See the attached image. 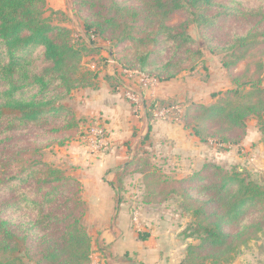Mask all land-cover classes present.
Returning a JSON list of instances; mask_svg holds the SVG:
<instances>
[{"label": "trees", "instance_id": "trees-1", "mask_svg": "<svg viewBox=\"0 0 264 264\" xmlns=\"http://www.w3.org/2000/svg\"><path fill=\"white\" fill-rule=\"evenodd\" d=\"M71 1L77 12L86 14L83 24L88 34L122 46L110 55L120 71L158 82L194 71L201 59L188 25L210 33L205 36L210 48L216 27L229 21L246 25L241 33L230 31L229 48L251 45L264 29V0H255L249 7L245 0ZM44 8L45 0H0V133L4 135L40 122L59 124L50 133L75 131L79 120L62 101L73 90L94 87L97 78L93 72H81L82 60L97 48L75 45L68 29L42 18ZM176 13L186 14V21L171 24ZM245 52H238L235 63ZM220 95H211L220 96L214 104L190 103L182 121L184 129L202 144L209 140L237 144L245 136L246 121L254 117L264 141V90L236 88ZM146 122L148 132L139 138V149L150 144L148 113ZM133 136L137 137L136 131ZM68 139L65 136L59 145ZM5 166L10 168L8 162ZM129 167L143 176L152 201L181 192L182 209L195 219L188 236L199 241L187 247L181 264L229 262L264 229V180L205 163L191 176L167 182L151 170L148 158L134 154L110 183L116 195L115 183L120 185ZM13 169L19 171L0 173V193L8 196L0 197V264H24L22 256L34 264H90L91 237L81 223L85 213L81 183L37 159ZM56 202V208L52 207ZM147 237L139 234L142 241Z\"/></svg>", "mask_w": 264, "mask_h": 264}, {"label": "rangeland", "instance_id": "rangeland-1", "mask_svg": "<svg viewBox=\"0 0 264 264\" xmlns=\"http://www.w3.org/2000/svg\"><path fill=\"white\" fill-rule=\"evenodd\" d=\"M132 1L137 3L135 0ZM245 3L248 7L253 6L255 0H245ZM85 16L86 14L77 12L71 0H45V8L42 15L44 20L52 26L68 29L71 33L72 42L75 45L83 44L89 48L92 46L97 48L95 53L85 57L81 63L82 73L93 72L98 78L95 79L94 87L91 89L97 88V83L98 85L102 83L103 87H109L110 92L113 94L118 92L123 93L122 95L125 101L131 105L127 98V93L133 92L128 90V86H131L130 82H133L140 89L143 85L142 79H133L131 74L134 72L131 71H115L117 70L116 68L114 69L116 65L111 60L110 55L112 53L115 55L118 48L122 46H115L114 41H105L95 34H88L83 24ZM186 19V14L176 13L169 22L178 25L185 22ZM220 26L214 30L213 35L216 36V39L212 42V49L205 39V36H210L209 32L204 34L195 24L187 26V32L196 41L197 46L202 52V57L197 60L194 71H185L178 76V80H182L183 84H188L193 89H199L201 94H209L206 97L198 99V101H210L208 105L214 104L221 96L220 94L235 90L236 88H240L245 92L251 91L252 88L264 90V29H261L257 33L254 39L255 42L251 45L243 48L239 46L229 48L228 35L230 31L235 30V32L241 33L246 29V25L243 27L241 22H234L232 24V21H229L225 26ZM90 41L93 42L92 45ZM245 50L244 57L235 63L236 59L241 55L238 52H244ZM224 63L230 65L228 70L224 68ZM117 68L120 67L118 66ZM143 77L145 80H149V82L157 81L146 76ZM138 81L140 83H136ZM80 90H73L62 101V104L70 108L74 112L75 118L79 120L78 127L75 131L69 130L50 133L49 130L57 127L59 124L53 122L45 124L40 122L33 126L21 127L17 130L10 131L8 135L0 133V169H3V171H0L1 174H14V172L19 170L13 168H19L20 166L23 168L27 167L30 162L37 159L51 167L60 169L65 176L71 177L68 172L74 168L75 164L67 161V149L65 147L78 142L80 145L90 148L88 150L91 151L94 148L92 131L99 123L96 118L81 117L71 107L73 100L76 98L74 95L81 92ZM212 94H219L220 96L212 98ZM192 102L191 98L186 97L183 101L175 99L165 103H149L150 111L148 114L150 121L155 120L154 113H156L157 119L163 118L166 121H177L182 124L185 110ZM151 105H155V108H151ZM162 109L166 110L163 116L159 115ZM244 133L245 136L237 144L222 145L218 144L215 140H209L207 143H203L206 147L204 160L188 168L185 165L179 166V171L177 170V166L156 161L158 157L153 158L151 156L153 152L149 153L145 148L139 149L137 146L134 149V144L130 142L128 143L130 145L127 144V147L128 149L132 147V150L127 152V154H131L129 159L134 154L138 158H148L151 170L161 176L163 180H168L167 182L185 179L205 163H212L227 171L234 168L238 172H241L243 176L261 182L264 180V141L259 131L256 118L252 117L246 121ZM65 136H69V139L62 145H59V141L64 139ZM6 162H8L10 167L7 170H5ZM1 164L4 165L1 166ZM181 167L184 168L182 169ZM133 168H128L127 174L122 176L120 185L115 183L119 192L117 199L120 203L127 205L130 214L133 212L138 213L136 214L137 218L140 215L139 217H141L142 222H145V216L151 220L148 216L153 218V215H155L153 221L146 220L147 225H154L175 239L172 243L175 247V262L180 261L179 264H181V261L186 256L187 247L199 244V241L194 237L188 236L195 219L192 214L182 209L183 198L180 197V191L169 193L165 198H162L164 195H161L157 201H152L148 198V185L144 181L143 176L134 172ZM187 169L189 172H187ZM81 188V198L85 205V213L81 218V223L91 237L92 250L93 235L91 236L89 231L91 229L85 223L88 207L83 196L82 184ZM167 190L169 189L167 188ZM0 197L3 199L8 196L6 193H0ZM57 203L52 204V207L56 208ZM139 207L140 210H137ZM145 228L148 229V227ZM91 231L94 234L95 230ZM261 253L262 255L264 253V229L258 234L257 239L250 241L245 246H241L229 262H221L220 264H261ZM22 258L24 264H34L32 260L27 259L25 256H22ZM205 264H210V261H207Z\"/></svg>", "mask_w": 264, "mask_h": 264}, {"label": "crops", "instance_id": "crops-1", "mask_svg": "<svg viewBox=\"0 0 264 264\" xmlns=\"http://www.w3.org/2000/svg\"><path fill=\"white\" fill-rule=\"evenodd\" d=\"M115 68L116 72H120V68ZM132 76L136 80L142 79L143 83L140 89L133 82L128 86V90L140 98L136 107L125 101L123 93L113 94L102 83H97L95 89L77 91L79 93L74 95L76 98L71 104L81 117L96 118L105 135L106 145L102 149L94 147L90 151L78 142L65 147L67 161L75 164V169L69 170L68 174L83 187L88 207L85 223L95 230L93 234L88 229L93 235L90 264H179L180 261L175 262V247L172 245L175 239L154 225L148 226L146 216L145 222H142L140 215L137 218L138 213L130 214L127 205L117 199L110 183L116 181L117 173L130 160L131 154L127 152L132 147L128 149L127 144L133 143L136 149L139 138L148 132L146 114L150 111L149 103L175 99L183 101L187 97L195 103L208 105L210 101L198 99L209 94H201L199 89L183 84L178 77L168 82H149L136 72ZM156 117L154 113L155 120L150 121V144L145 146L146 151L153 152V158L158 157L156 161L177 166L179 171V166L188 168L204 160L205 145L185 130L181 123ZM135 131L137 137L133 136ZM153 216H148L149 221L155 219ZM140 233L146 234L147 239L140 240ZM261 259L260 263L264 264V253H261Z\"/></svg>", "mask_w": 264, "mask_h": 264}, {"label": "built area", "instance_id": "built-area-1", "mask_svg": "<svg viewBox=\"0 0 264 264\" xmlns=\"http://www.w3.org/2000/svg\"><path fill=\"white\" fill-rule=\"evenodd\" d=\"M146 81H149V80L146 79ZM127 98L130 101L131 105H133L134 107L138 106L140 103V98L133 93H127ZM165 113H166V110L162 109L160 110L159 115L163 116ZM92 134H93V145H95L94 147H97L98 149L104 148L106 145L105 135H104V130L101 127V125L98 124L97 127L92 131Z\"/></svg>", "mask_w": 264, "mask_h": 264}]
</instances>
